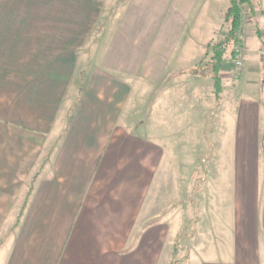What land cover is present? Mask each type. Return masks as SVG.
Returning <instances> with one entry per match:
<instances>
[{
	"label": "crops",
	"instance_id": "0c3cea01",
	"mask_svg": "<svg viewBox=\"0 0 264 264\" xmlns=\"http://www.w3.org/2000/svg\"><path fill=\"white\" fill-rule=\"evenodd\" d=\"M229 7L3 0L0 206L16 232L0 264H264V93L244 104L239 150L218 153L214 81L190 75ZM85 26L106 28L72 105ZM259 47L232 88L226 61L221 100L260 92Z\"/></svg>",
	"mask_w": 264,
	"mask_h": 264
},
{
	"label": "rangeland",
	"instance_id": "374dc122",
	"mask_svg": "<svg viewBox=\"0 0 264 264\" xmlns=\"http://www.w3.org/2000/svg\"><path fill=\"white\" fill-rule=\"evenodd\" d=\"M262 3L264 6V0H262ZM244 17H245V24H246L245 30H247V31H244L245 44L247 43V47L249 50L248 58L250 60V59H253V56H255L256 53H258V49H257L258 40L254 37H256L257 35L258 26H261L260 28L264 30V19H263V13L261 12V10H258V11L256 10V13L253 14L249 8H246ZM85 27H86V31L88 32L87 33L85 31L87 33L88 41H85L84 43L85 45L83 47L78 48V50L74 51L76 52V56L74 57L71 63L72 77H73V81L75 82L73 83V86L68 93V98L72 99L71 101L72 105L76 104L75 103L77 100L76 97L78 95L77 89H78V86L81 89V83L84 80V74L81 75L80 73L82 72L85 73V69L88 65L87 64L88 62H85V61L83 62L81 59L82 57H85L86 54H88V56L90 57L92 56L93 51H94V44L98 41L99 38H101V33L106 28V26H85ZM0 29L2 30V31L0 30V34H3V0H0ZM251 35H255V36L252 37ZM244 53H245V50H244ZM255 58L256 57H254V60L257 63L258 61ZM247 64H249L248 61H247ZM229 72H231V69L229 70ZM0 74H2L1 75L2 78H0V86H3V37L2 36H0ZM247 77L251 80L255 76H253L252 74H249ZM229 78H230V82L228 85L232 88L233 86L237 84V81L234 78H232L231 74L229 75ZM248 87L249 89L247 91L245 89L246 92L243 94V96H240L239 101L234 100L233 95H231L229 92H225L222 96L221 102L219 104L217 102V107L221 106L220 108H217L216 110V119L218 120V124L216 127L215 139H216V146H217L218 153H220V151H225V150L227 152H234V151L239 150L240 141H238V138H237L238 137L237 129L240 125V120H242L241 116H242V112H243L242 109L244 108V104L245 102L250 103L255 97H262L264 93L263 91L264 86H261V90H259L260 92L259 93L257 92V94H256V91H257L256 86L251 84ZM81 92H82V89L80 90V93ZM223 130L226 131L225 136H222L221 134ZM229 133H231L230 135H232L234 139L231 143H229L230 141ZM224 140H225V143H224ZM224 145L226 149L224 148ZM1 202L2 201L0 200V203ZM14 209L15 211L17 210L16 208H13V210ZM12 228H13V222L3 223V206H0V247L6 246L9 243V241L12 239V237L15 235L16 230ZM179 254H176V260H179V259L183 260L182 259L183 257H181V255L183 256L184 254H181L180 256ZM0 259H1V256H0Z\"/></svg>",
	"mask_w": 264,
	"mask_h": 264
},
{
	"label": "trees",
	"instance_id": "16d2710c",
	"mask_svg": "<svg viewBox=\"0 0 264 264\" xmlns=\"http://www.w3.org/2000/svg\"><path fill=\"white\" fill-rule=\"evenodd\" d=\"M261 0H230V7L224 18L223 34L214 44L209 45L205 60L190 70V75L202 79H212L217 101L221 102L224 79L222 76L226 61L235 56L236 47L240 44V36L245 31V11L249 8L253 14L260 9ZM257 39L261 52V63L264 66V41L261 30L257 29ZM238 83V82H237Z\"/></svg>",
	"mask_w": 264,
	"mask_h": 264
},
{
	"label": "built area",
	"instance_id": "2783aa9c",
	"mask_svg": "<svg viewBox=\"0 0 264 264\" xmlns=\"http://www.w3.org/2000/svg\"><path fill=\"white\" fill-rule=\"evenodd\" d=\"M245 36H240V44L236 47V56L231 60V75L237 82L241 80L243 71V55H244Z\"/></svg>",
	"mask_w": 264,
	"mask_h": 264
}]
</instances>
